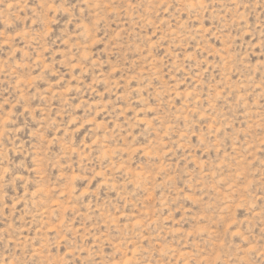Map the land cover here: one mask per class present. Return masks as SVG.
<instances>
[{
	"label": "rangeland",
	"instance_id": "rangeland-1",
	"mask_svg": "<svg viewBox=\"0 0 264 264\" xmlns=\"http://www.w3.org/2000/svg\"><path fill=\"white\" fill-rule=\"evenodd\" d=\"M0 264H264V0H0Z\"/></svg>",
	"mask_w": 264,
	"mask_h": 264
}]
</instances>
